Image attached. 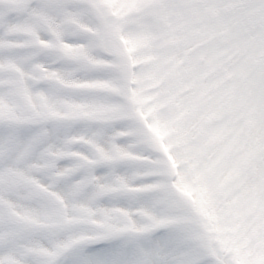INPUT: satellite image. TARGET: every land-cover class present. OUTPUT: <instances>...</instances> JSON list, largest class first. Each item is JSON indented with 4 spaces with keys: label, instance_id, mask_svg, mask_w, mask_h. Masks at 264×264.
Masks as SVG:
<instances>
[{
    "label": "snow or ice",
    "instance_id": "obj_1",
    "mask_svg": "<svg viewBox=\"0 0 264 264\" xmlns=\"http://www.w3.org/2000/svg\"><path fill=\"white\" fill-rule=\"evenodd\" d=\"M0 264H264V0H0Z\"/></svg>",
    "mask_w": 264,
    "mask_h": 264
},
{
    "label": "rangeland",
    "instance_id": "obj_2",
    "mask_svg": "<svg viewBox=\"0 0 264 264\" xmlns=\"http://www.w3.org/2000/svg\"><path fill=\"white\" fill-rule=\"evenodd\" d=\"M156 2L159 3V2H161V0H156ZM186 10L187 9L184 8V9L180 10L176 14L160 12L159 13V16L161 18H168V17H170L172 19H176L179 14L183 16L185 14L184 11H186ZM196 14L198 15L200 13L197 12ZM228 14H231V13H228ZM197 19H198V17L196 15H194V14L193 15H184V17L181 18V21L182 22L183 21H186V22L183 23V25H192V26H194L198 22ZM240 31L242 33V37H245V38H249L250 39V36H249V33L251 31V28L250 27L249 28L242 29ZM248 47H251V44H249ZM245 54H247L246 53V50H245Z\"/></svg>",
    "mask_w": 264,
    "mask_h": 264
}]
</instances>
